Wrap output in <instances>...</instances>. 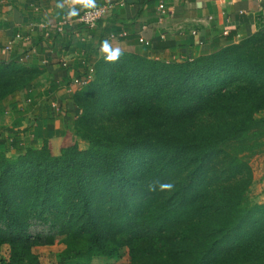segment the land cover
<instances>
[{"label":"trees","instance_id":"16d2710c","mask_svg":"<svg viewBox=\"0 0 264 264\" xmlns=\"http://www.w3.org/2000/svg\"><path fill=\"white\" fill-rule=\"evenodd\" d=\"M93 71L57 153L0 150V264H39L58 238L59 264L124 250L122 264H264V203L246 197L264 163V29L190 61L121 52ZM39 75L0 62V103Z\"/></svg>","mask_w":264,"mask_h":264},{"label":"crops","instance_id":"0c3cea01","mask_svg":"<svg viewBox=\"0 0 264 264\" xmlns=\"http://www.w3.org/2000/svg\"><path fill=\"white\" fill-rule=\"evenodd\" d=\"M107 4L113 8L102 19L83 25L75 19L88 8L70 0H0V62L41 70L28 90L0 103L1 151L20 154L39 149L44 140L58 150L76 118L79 87L71 82L105 57L104 41L123 53L183 62L264 29V0H96V6ZM73 7L78 15L69 14ZM17 34L28 41L15 40Z\"/></svg>","mask_w":264,"mask_h":264},{"label":"rangeland","instance_id":"374dc122","mask_svg":"<svg viewBox=\"0 0 264 264\" xmlns=\"http://www.w3.org/2000/svg\"><path fill=\"white\" fill-rule=\"evenodd\" d=\"M264 117V112L260 114ZM79 147L85 149L87 144L81 140H78ZM58 150H54L57 153ZM253 168V182L250 185L246 197L250 203H264V163L262 159H253L251 161ZM64 246L61 242V238H58L53 246L36 248L35 253L39 257V264H59L58 254L63 250ZM6 255V249L2 250V256ZM128 261V256L124 250L122 256L117 260H110L106 258H95L92 264H122Z\"/></svg>","mask_w":264,"mask_h":264},{"label":"built area","instance_id":"2783aa9c","mask_svg":"<svg viewBox=\"0 0 264 264\" xmlns=\"http://www.w3.org/2000/svg\"><path fill=\"white\" fill-rule=\"evenodd\" d=\"M113 8L112 4H107V5H101V6H95L94 8H88L84 12H82L76 19L75 21L79 24L83 25H92L102 19L106 12L111 10ZM159 9L161 12H163V6L159 5ZM65 24V21H61L58 23V26L56 27L57 32H62V28ZM23 39L19 34L15 35V40H21ZM24 41H28L27 39H23ZM141 43L147 45V42H144L143 40H140ZM13 42H10L9 45L6 46V49L9 50L11 49ZM93 68H89L87 74L81 78H75L72 80L71 85H74L76 87H84L87 85V83L91 80L93 76Z\"/></svg>","mask_w":264,"mask_h":264},{"label":"clouds","instance_id":"9594fccd","mask_svg":"<svg viewBox=\"0 0 264 264\" xmlns=\"http://www.w3.org/2000/svg\"><path fill=\"white\" fill-rule=\"evenodd\" d=\"M72 5H81L83 8H94L96 6V0H70ZM58 7H63V5H58ZM70 15H78V10L73 7L69 10ZM101 51L106 54L105 59L108 62H115L119 59L121 52L119 48H112L111 44L108 41H104L101 46ZM173 187L172 184H160V190H170ZM149 190L155 191L153 185L149 186Z\"/></svg>","mask_w":264,"mask_h":264}]
</instances>
